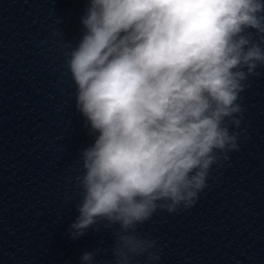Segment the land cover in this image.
Returning <instances> with one entry per match:
<instances>
[{"label": "clouds", "instance_id": "clouds-1", "mask_svg": "<svg viewBox=\"0 0 264 264\" xmlns=\"http://www.w3.org/2000/svg\"><path fill=\"white\" fill-rule=\"evenodd\" d=\"M81 23L67 66L94 140L80 152L69 235L119 225L115 264H158L137 227L193 207L212 166L239 150L241 94L264 67V0H88Z\"/></svg>", "mask_w": 264, "mask_h": 264}, {"label": "water", "instance_id": "water-1", "mask_svg": "<svg viewBox=\"0 0 264 264\" xmlns=\"http://www.w3.org/2000/svg\"><path fill=\"white\" fill-rule=\"evenodd\" d=\"M87 7L0 0V264H82V253L97 249L96 264H115L119 225L69 235L79 215L80 152L94 140L76 110L66 55L84 33ZM258 71L241 94L239 150L212 166L193 207L157 210L138 225V235L156 240L158 264H264V67Z\"/></svg>", "mask_w": 264, "mask_h": 264}]
</instances>
